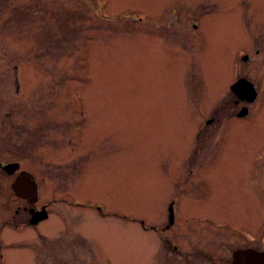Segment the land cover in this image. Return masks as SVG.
<instances>
[{
    "label": "rangeland",
    "instance_id": "obj_1",
    "mask_svg": "<svg viewBox=\"0 0 264 264\" xmlns=\"http://www.w3.org/2000/svg\"><path fill=\"white\" fill-rule=\"evenodd\" d=\"M240 78H259L252 107L235 104ZM0 162L63 200L34 233H15L19 218L5 229L0 264H146L155 237L140 221L147 230L159 193L197 173L209 190L186 215L250 232L210 229V244L230 250L242 235L262 247L264 0H0ZM10 181L0 170L9 218ZM53 248L64 251L46 258Z\"/></svg>",
    "mask_w": 264,
    "mask_h": 264
},
{
    "label": "flooded vegetation",
    "instance_id": "obj_2",
    "mask_svg": "<svg viewBox=\"0 0 264 264\" xmlns=\"http://www.w3.org/2000/svg\"><path fill=\"white\" fill-rule=\"evenodd\" d=\"M195 26L196 25H194V27ZM244 58H246V60H244ZM247 58L248 57L244 56L242 60L247 61ZM246 80L240 78L237 80V82L245 81L248 85L244 84V86L246 85L245 87L247 89H249L251 86L255 91L256 98L253 102H250L252 107L259 96L260 88L258 83L260 81L258 78V82L255 85L253 82L251 81L247 82ZM237 82H235L234 84H236ZM242 94H243L242 96L247 95L243 91ZM242 96L237 95L239 101H236L235 104L245 103V101L241 102V100H246ZM240 105H241L240 110L238 114H236V117L239 120L240 119L244 120L246 119L245 118L246 116L248 117L250 116L251 108L242 104ZM243 109H247V110H243ZM241 113L244 118L238 117L241 116L240 115ZM256 114L257 113H255V115L252 116L254 117L252 120L258 117L256 116ZM208 124H212V122L209 121ZM194 160L196 161V158H194ZM10 164L19 165L18 169L14 171L12 174H8L7 170L5 169V166ZM0 170L4 172L7 178H11L10 188H11V184H13L15 180L19 178L21 172H26L31 175V177L28 178L29 181H26L27 184L25 185L23 184L25 187L27 188L33 187L31 183L32 181H34L36 185L35 200L22 199L14 195L15 199L17 200L14 214L11 215L10 218L8 217L9 216L8 214L4 216H0V261H2L6 258L5 250L7 249V245L4 239L5 229L13 226L14 222L16 223V219L19 218L20 222L16 224V226H13L14 228L13 231L18 234L19 232H23L26 229L34 233L33 230L39 228V226H41L42 223L49 221V219L52 217L53 213L51 212V210L52 207L54 206L53 204L55 202L62 203L63 200L57 199L56 195L48 198V196H46L47 194L45 192L44 184L40 185L36 181L32 172L28 170H21V166L18 162H12L7 164H3L0 162ZM191 174H193L192 171H190L189 175ZM253 174L254 173H252V175ZM194 175L195 176H193L192 183L190 182L191 184L188 186V188L185 187L184 180H182L183 182L181 183L180 182L181 179H180V181L177 182V184L173 185L172 188L167 190L163 189L162 192L159 193V195H164L166 193L167 196L163 199L165 201L161 209V215L158 214L157 216L154 215L153 217L152 223H154V225L151 223V226L146 230L144 229L145 228L144 225H146L147 223L144 220V217L140 221V226H142V230L145 233L149 235L152 234L151 236L155 237L154 245L151 246L149 250H147V254L145 256L147 260L146 264H264V242L262 247H260L259 241L261 238L259 236H256L255 234L253 235L256 236L257 238L254 237L246 238L247 237L246 234L250 233L248 229L240 226L239 224L235 225L233 223L227 222L224 219L217 220L216 218H214L215 219L214 220L212 219L213 217L204 216L202 213L198 214L199 212L192 213V215H186L185 213L186 205L187 202L189 204L191 200L189 199V197L190 196H193L194 198L195 196L202 197V195L209 190L208 187L200 188L199 186H197L199 184L198 179L200 176H198V173ZM252 175L249 177L248 181L246 182V186L247 189L253 188L256 191L257 189H259L258 186L259 182L256 179L257 177L255 176V174H254V178H252ZM45 181L46 179L42 178V182L40 183H43ZM57 188L58 187L55 185V189ZM67 195L68 194H66V198ZM51 198H53V200H51ZM195 200L197 199L195 198ZM64 201L67 202V200ZM76 205L77 207H81L79 206L80 205L79 203H77ZM82 205L83 207H86V203L82 202ZM193 206H199V205H192V207ZM1 210L4 211V208H2ZM96 211L100 212L103 211V209L101 208ZM39 217H43V219L36 221L35 223H32L33 220H36V218ZM59 217H61L62 220L63 217L61 214ZM197 227L202 229V231H199ZM210 229H215V234L219 233L217 232L218 229L221 231L225 230L223 232L224 235H227V232L232 234L235 232L239 233L238 231H240L242 235L246 237H243L242 235L239 238L235 237L237 238L235 239V242L238 243L239 245L236 247L235 246L232 247L230 250H217L215 249L216 243L211 245L208 240L210 238V235L207 231H209ZM36 235L40 236L42 235V233L36 232ZM45 235L43 234L42 237H44ZM199 235L201 236L199 237ZM205 240L208 241L205 242ZM243 241L246 244L242 245ZM57 251L63 252L64 250H54L53 248L51 252H47L46 258H49V256L52 254L57 255ZM90 251L92 255H95L98 258V250H90ZM109 263L110 261L108 262V264ZM31 264H36L34 262V258ZM40 264H44V263L40 262Z\"/></svg>",
    "mask_w": 264,
    "mask_h": 264
},
{
    "label": "water",
    "instance_id": "obj_3",
    "mask_svg": "<svg viewBox=\"0 0 264 264\" xmlns=\"http://www.w3.org/2000/svg\"><path fill=\"white\" fill-rule=\"evenodd\" d=\"M244 60H246V58H244ZM244 84H247V83L245 81H240L239 83L232 86L231 90L238 96L243 95L242 91L245 92L247 95L244 94L245 96H242V97H244V99H246L249 102H253L256 98L255 91L250 86V84H249L250 88L248 87L249 89H247L245 87L246 85L244 86ZM240 91H241V93H240ZM18 167H19L18 164H10V165L5 166V169L7 170L8 174H12L14 171H16L18 169ZM30 177H31V175L26 173V172L20 173L19 178L16 179L15 182L11 186V190L15 196L22 198V199H28V200H35L36 199L35 182L34 181L31 182L32 186H33L31 188H27L24 186L25 184H27L26 181H29L28 178H30ZM43 217L36 218V220H33L32 223H35L36 221L43 219Z\"/></svg>",
    "mask_w": 264,
    "mask_h": 264
}]
</instances>
